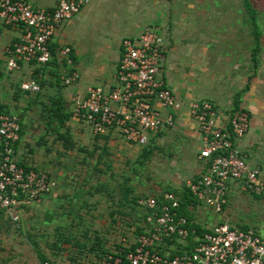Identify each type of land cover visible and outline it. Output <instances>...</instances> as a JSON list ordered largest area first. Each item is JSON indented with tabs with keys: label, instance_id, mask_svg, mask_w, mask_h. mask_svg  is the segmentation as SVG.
<instances>
[{
	"label": "rangeland",
	"instance_id": "374dc122",
	"mask_svg": "<svg viewBox=\"0 0 264 264\" xmlns=\"http://www.w3.org/2000/svg\"><path fill=\"white\" fill-rule=\"evenodd\" d=\"M251 1L254 3L256 22L250 20L243 0H166L167 4L173 5L174 2L179 10L173 13L174 8L171 7L173 12L170 16L176 17L172 22L187 27L191 22L199 25L198 28L192 29L193 31L197 29L198 34L187 36L181 31L180 41L189 40L190 43L207 45L206 42L210 44V39L213 38L212 47L218 49L215 54L209 55L210 60L202 61L210 68V72L201 73L199 64L195 67L199 70L197 72L196 69L198 74L192 68L194 71L192 77L200 78V83L192 91V99L215 96L213 99L218 101L221 100V96H225L226 100L230 99L233 102L237 92L243 91L244 94L248 84H251V81L247 80V75L254 72L255 67L252 59L254 30L261 35L263 41L259 57L261 69L259 77L264 80V0ZM149 5L141 6L142 10L140 11V7L139 11L134 13H124L121 6H102L92 14H78L68 25L60 29L56 39L73 44L83 82L91 81L87 77L89 73L100 74V68L104 64H110L106 55H100L104 44L112 43L122 36L135 35V32L131 34L129 28V23L134 19L142 23L141 27L158 23L154 21L158 12H145L150 8ZM37 6L35 2V7ZM164 15L167 19L166 12ZM148 27L151 26L148 25L146 28ZM175 31L178 36L179 31ZM65 32L67 36L64 35ZM17 35L16 31L4 26L0 21V72L3 74L0 77V106H6L12 113L24 115L18 159L50 173L56 179L58 188L52 197L44 199L40 204H33L29 210L22 212L17 223L19 229L4 219L0 227V264H42L33 243L39 244L40 250L47 256L50 264H98L96 255L88 251L94 243L92 239L95 234L101 237L107 247L119 243L127 236L133 243L137 239L133 234L136 226L130 207L125 208L128 216L118 215V223L112 222L111 212L119 209L120 186L129 178L134 194L143 196L158 194L168 188L182 189L199 175L202 167L207 169L206 160L198 159L203 143L198 142L195 148L192 135L187 134L188 130L180 119L173 128L165 132L163 130V134L151 140L149 138L143 147L127 144L114 132L109 135L108 140L101 136L97 138L85 123L71 122L77 147L83 148L84 151H65L62 144L55 140L56 136L46 131L41 116V105H31V98L26 95H21L18 101L14 99L18 85L33 80L37 82L32 78L34 67L30 64H23L18 71L7 70L8 56L5 53V46L17 38ZM225 42L235 44L237 55L231 53L226 55L223 52L220 44ZM171 52H167L169 57ZM218 57L223 59L218 61ZM166 62L165 77L168 83L176 81L179 83V89L174 88L175 91L182 95L186 94L187 88L182 84L191 86L192 77L186 75V70L177 68L171 74L170 69L168 70L169 60ZM234 67L239 68V71L233 75L231 71ZM112 73L108 72L105 78L110 79ZM99 83L101 82L94 81L92 85H104ZM73 90L71 87L64 90L66 102H71L76 96ZM54 91L55 89L48 86L41 92L49 95L54 94ZM186 96L190 99V95ZM42 101L48 100L43 96L40 99V102ZM69 102L68 108L72 106ZM243 143L242 141L241 144ZM149 147L152 148V154L142 159L144 149ZM262 147L264 150V142ZM92 153L94 154L91 155ZM96 168L101 172H96ZM261 179L264 181V172ZM99 184L107 185L109 192L113 194L110 196L106 191L95 193V188ZM194 219L205 229H211L219 223H229L236 227L247 226L255 229L264 239V197L254 196L250 192L242 191L238 186H232L229 192V205L222 213H217L202 204L195 209ZM85 230H89L91 237V240L86 241L87 250L80 252L70 244L61 245L57 240L59 232L64 237L75 236L84 243L81 236ZM53 244H58L61 249L52 250Z\"/></svg>",
	"mask_w": 264,
	"mask_h": 264
},
{
	"label": "built area",
	"instance_id": "2783aa9c",
	"mask_svg": "<svg viewBox=\"0 0 264 264\" xmlns=\"http://www.w3.org/2000/svg\"><path fill=\"white\" fill-rule=\"evenodd\" d=\"M90 1L58 0L54 8L44 9L35 7L32 0H0V21L18 33L16 40L5 46L7 70L18 71L23 64L32 62L49 63L50 42L61 26ZM71 52L69 47L60 52L69 67L74 65ZM165 55V40L152 28L125 38L116 86H92L84 96L73 97V119L85 123L94 135L114 132L142 147L150 136L173 128L182 103L162 77ZM63 79L72 87L80 81V74L74 70ZM21 88L40 91L34 80L24 82ZM189 114L202 137L198 159L209 163L207 173L187 184L199 204L222 213L229 205L232 186L264 195L261 170L250 165L240 144L251 128L249 113L244 109L221 113L211 101H195ZM21 130L18 116L0 113V207L16 223L25 211L21 206L40 204L53 191L48 173L20 165L16 145L21 140ZM139 204L150 212L148 231L138 238L135 249L114 250L101 264H264L261 235L253 228L242 229L229 223H219L196 236L191 252L184 249L173 256L176 247H169L168 242L189 246L191 234H196L188 229V218L178 213V197L167 192L162 199L151 196L140 199ZM124 247L131 248L126 241Z\"/></svg>",
	"mask_w": 264,
	"mask_h": 264
},
{
	"label": "crops",
	"instance_id": "0c3cea01",
	"mask_svg": "<svg viewBox=\"0 0 264 264\" xmlns=\"http://www.w3.org/2000/svg\"><path fill=\"white\" fill-rule=\"evenodd\" d=\"M57 1L58 0H32V3L35 6V2H36L38 4L37 7H40V8L51 9L56 6ZM148 4H150L149 5L150 8L145 12H151V13L158 12L159 16L161 17L160 18L158 16V13H157V16L155 17L153 16L154 21L158 23L148 24L149 26H151L148 28H152L156 30L159 34H161V36L165 40L166 55H165L163 69H162V77L164 81L166 82L167 86L175 93V95L177 96V99L182 103L181 109H179L175 114V119L176 121L180 119L183 122L184 126L186 127L185 129L188 130L187 134L190 136L192 135V138L195 141L194 146L195 148H197L198 142H202V137L198 131V128L194 120L190 117V114H189V107L191 103L195 101H211L218 107L219 110H222L221 113H229L232 111L234 107V101L232 102L230 99L226 100L225 96H221V100H218V101L213 99L215 98V96L209 97V98H202L198 100H195L194 97L193 99L191 98V94L193 93L192 91L194 90L196 85L200 83V78L196 79V77H192L194 75V71L192 68L195 69V73H196L197 68L195 67L199 64L200 66L199 70L201 73L203 72V74H206L207 72H210V68L205 63H202V61H207L208 59L210 60L211 58L209 55L211 53L215 54V52H217L218 50L212 47L214 44L212 41L213 38L210 39L211 40L210 44L206 42L207 45L205 43L198 44L197 42L190 43L189 40L185 42L180 41L181 31H182V34L184 32V34H187V36L195 35V34H198V30L196 29V31H193L192 29L198 28L199 25L198 23L191 22L189 23V26L187 27L184 25L179 26V24L181 23L177 24V22L175 21L172 22L174 19H176V17L170 16L171 12H173L174 10L173 13H175L179 10H177V5H175L174 2H173V5L171 3L167 4L166 0H91L90 3H88L86 6L83 7L79 15L80 14H84V15L92 14L100 10L102 6H107V5L121 6L123 7L124 13L126 12L134 13V12H138L141 6L148 5ZM171 7H173L174 9L172 10ZM141 10H142V7L140 11ZM164 12H166L167 14V19H165ZM160 13L162 14L160 15ZM69 22L63 24L60 29L68 25ZM141 24H142L141 22H136V20L134 19L131 23H129L130 25L129 28L131 29V34L135 32L134 33L135 35L122 36L118 40H115L112 43L109 42L103 45L100 55L101 56L106 55L107 59H109L110 64H104L100 68V74L98 73L90 74L89 73V76L87 77L91 80L90 82H85V81L83 82L81 80L82 79L81 73H79L80 81L74 87H71L74 89L73 90L74 94L84 96L86 94L87 89L92 86H101L104 88H114L116 86V76H117L119 61H120L121 53H122V41L127 37L137 36L141 32H143L148 25L141 27L142 26ZM175 30L179 31L178 36ZM58 32L56 33L55 37L52 40L53 43L57 44L59 47H62V48H65V47L71 48L72 54L76 58V64L74 65L75 66L74 68L77 70V72H79V69H78L79 59H78L77 52L73 44L67 43L65 40H61V39L57 40L56 37L58 35ZM64 35L67 36V33L65 32ZM220 46H222L223 52L226 55H228L227 53L237 55V49L235 48V44L225 42L224 44H220ZM167 52L168 53L171 52L170 57L168 56ZM222 59H223L222 57L217 58L218 61H221ZM168 60H169L168 70L170 69L171 74L177 68V69H183L184 71L186 70V75L192 77L191 84H190L191 86L182 84L183 86L187 88L186 89L187 92L186 94L184 93V95L179 94L178 91H175V89L176 90L179 89V83H177L176 81H171L170 83H168L165 77L166 64H167L166 61ZM236 66H239V65H236ZM259 69L257 70V72L253 70L254 72H251L247 75L248 76L247 80L251 78L250 88L248 91H246V93L245 92L244 94L242 93L241 107L244 108L250 115L251 128L248 134L241 140V142L242 141L244 142L243 145L244 144L245 145L243 146L241 142L240 144L241 146H243L242 148L247 154L248 162L250 163V165L254 167H258L261 170V174H262L264 172V150L262 147V143L264 142V80H262L263 78L259 77L260 76L259 71L261 70ZM199 70L197 69V72ZM238 71H239V68L234 67L231 73H233L234 75ZM108 72H113L110 79L105 78ZM85 74H87V72ZM259 80L262 82H260ZM94 81H100L101 83L99 84L103 83L104 85H92V82ZM186 95H190V99ZM72 123L80 124L74 119L72 120ZM260 127L262 128L261 130H260ZM165 131L166 130H164V132ZM111 133H109V135ZM159 134L161 135L163 134V132L161 131L160 133L152 137L150 136V140L155 138ZM246 137H248L247 140L245 139ZM123 141L126 142L127 144H130L124 138H123ZM199 150H200V147L198 148V152ZM29 165L33 166L37 170H40L39 168H36L37 167L36 165H32V164H29ZM205 171L207 172V169L205 170L204 167H202L199 170V175Z\"/></svg>",
	"mask_w": 264,
	"mask_h": 264
},
{
	"label": "trees",
	"instance_id": "16d2710c",
	"mask_svg": "<svg viewBox=\"0 0 264 264\" xmlns=\"http://www.w3.org/2000/svg\"><path fill=\"white\" fill-rule=\"evenodd\" d=\"M243 5L246 8V12L248 15H250V20L252 22H256V18L254 17L256 12L254 10V3L251 0H243ZM254 26H256V23H254ZM9 28V27H8ZM254 36H255V43L254 46L252 48V59L253 62L255 64L254 70L257 72V70L260 67V53L262 50V45H263V41H262V37L259 33H257V31L254 30ZM13 40H16L13 39ZM63 48L59 47L57 44L53 43V41L50 42V50H51V54H52V58L50 60L49 63L45 64V65H38L35 62L30 63L31 66L34 67V71L32 73V78L35 79L37 81V83L40 86V91L37 93H33L31 91H27V90H23L21 88L22 84L18 85V92L14 94V99L16 101H18L21 97V95H26L29 96L31 98L30 100V104L35 105V104H39L42 107V120L44 121L45 127H46V131L49 134H52L54 136H56L55 140L57 142H60L63 146V149L65 151H84L83 148H78L77 147V142L73 136L72 130H71V126L70 123L73 120V111H72V107H67L68 102H66V95L64 93V90L66 88H70L67 85H65L64 83V79L63 77L67 76L70 72L72 71H77L74 67V65L76 64V58L73 56L72 52L70 57L73 59L74 65L73 67H69L67 65V61L66 59H64L61 55L60 52ZM3 74L0 72V77H2ZM251 80V78L249 79V81ZM51 87L52 89H55L54 94H43V89L47 88V87ZM74 87V86H72ZM250 88V84H248L247 88L244 90L245 92L248 91ZM64 89V90H63ZM42 91V92H41ZM243 92V91H242ZM242 92L237 93L234 99V107L232 109L231 112L229 113H233L235 111H238L239 109H244L241 107V98H242ZM47 98V102L46 101H42L40 102V99L42 97ZM70 104H72V102H69ZM218 108V107H217ZM245 110V109H244ZM0 113H5V114H9V115H16L19 117L20 123L22 125V130H21V139L23 137V116L24 115H19L16 113H12V111H10L6 106H0ZM97 138L98 137H104L106 140H108L109 134L108 135H95ZM21 142V140H20ZM20 142L16 145V149L18 150L19 148V144ZM107 150V148H106ZM94 153H92L91 155H93ZM152 154V148H146L143 151L142 154V159H146L148 158L150 155ZM19 163L20 165L24 166L26 169L28 170H37L35 169L33 166H30L29 164H26L23 160L19 159ZM209 167V163L207 164V168ZM96 172H101L98 168L95 169ZM205 173H207L206 171L201 173L200 175H198L195 179L200 178L202 175H204ZM48 175L50 176V179L53 183V191L48 194L44 199L52 197L53 193L57 190V183H56V179L52 177V175L50 173H48ZM194 179V180H195ZM108 192V194L111 196L113 194V192H109V187L105 184H99L97 185V187L95 188V193H102V192ZM120 191H121V198H120V202L118 203V210H114L111 212V218H112V222L114 224L118 223L117 216H128L129 214L125 212V208L130 207L132 214L134 215V225L136 226L135 232L133 233L136 236V240L135 242H130L128 240V236L124 237L121 239V241L117 244H112L110 247L105 246V244L103 243V240L101 239V237L98 234H95V236H93V245L89 248V252L93 253L96 255V257L98 258V264H101L106 258L107 255L111 254L114 250H117L119 248L124 249L125 251H128L129 249H135V247L137 246V240L138 238L142 235L145 234L148 229H149V223L147 221L148 216L150 215L149 210L140 205L139 204V200L143 199V198H148V197H155L157 199H162L164 194L167 192H171L174 193L179 201H180V208L178 210V213L180 215H184L188 218L189 221V225H188V229L191 231L195 230L196 234H191L190 238H189V242L188 245H183L179 242H168L169 247L173 246L176 247V249L172 250V254L174 255H178V254H182L184 249L188 250L189 252H191L193 250V247L195 245V237L196 236H202L205 232H207L208 229L202 228L201 225L197 224L195 222L194 219V211L197 208V206H199V202L196 200V198L194 197V195L192 194L191 190L189 188H187V186H184L182 189H172V188H168L165 189L164 192H160L158 194H152V195H135L134 194V189L131 187L130 183H129V178L127 179L126 183H124L123 185L120 186ZM92 195V194H91ZM254 196L257 197H264V195H255ZM43 199V200H44ZM86 206L88 205L85 202ZM23 209L25 210H29L30 206L28 205H23L21 206ZM81 218V216H80ZM4 219H6V221L8 223H10L11 225L15 226L16 229H19L17 227V223H15L12 218L10 216L7 215L6 210L2 209L0 207V227H1V223L4 222ZM6 223V222H5ZM242 229H247L249 227H240ZM84 239V243H82L78 238H76L75 236L73 237H64V235L62 233L57 234V240L59 241V243L62 244H70L72 248L77 249L78 251H83V250H87V242L88 240H91L90 237V232L89 230H85L82 233L81 236ZM130 244L131 248L128 247H124V243L125 241ZM36 247L37 250V254L38 257L41 261L42 264H45L46 262H48V258L47 256L40 250L39 248V244L37 243H33ZM52 250H60L61 247L58 244H53L52 246Z\"/></svg>",
	"mask_w": 264,
	"mask_h": 264
}]
</instances>
